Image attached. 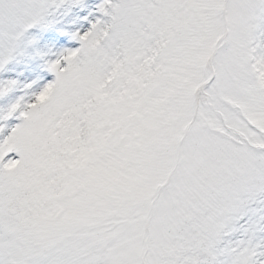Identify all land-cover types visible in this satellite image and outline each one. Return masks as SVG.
I'll return each instance as SVG.
<instances>
[{"label":"snow or ice","instance_id":"6c2138e0","mask_svg":"<svg viewBox=\"0 0 264 264\" xmlns=\"http://www.w3.org/2000/svg\"><path fill=\"white\" fill-rule=\"evenodd\" d=\"M0 264H264V0H0Z\"/></svg>","mask_w":264,"mask_h":264}]
</instances>
